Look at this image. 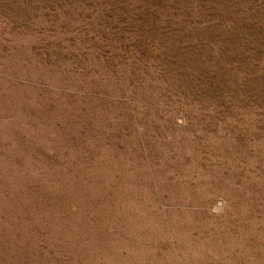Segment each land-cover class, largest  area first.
Segmentation results:
<instances>
[{
  "label": "rangeland",
  "instance_id": "rangeland-1",
  "mask_svg": "<svg viewBox=\"0 0 264 264\" xmlns=\"http://www.w3.org/2000/svg\"><path fill=\"white\" fill-rule=\"evenodd\" d=\"M0 264H264V0H0Z\"/></svg>",
  "mask_w": 264,
  "mask_h": 264
}]
</instances>
